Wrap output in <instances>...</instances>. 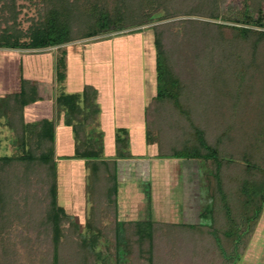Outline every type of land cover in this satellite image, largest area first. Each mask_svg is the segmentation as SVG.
<instances>
[{
  "label": "rangeland",
  "instance_id": "rangeland-1",
  "mask_svg": "<svg viewBox=\"0 0 264 264\" xmlns=\"http://www.w3.org/2000/svg\"><path fill=\"white\" fill-rule=\"evenodd\" d=\"M254 2L264 10V0H0V34L8 30L13 35L18 34L21 42H28L29 31L43 22L45 16L50 17V12L53 11L73 39L65 47L67 56L69 53L72 61L82 63L78 71L72 72L74 78L84 77L88 67H92L91 63L95 62L96 66L104 67L110 59L113 65L108 69L119 70L124 76L125 85L133 87L136 84L142 86L143 83L144 95L153 98L155 94L157 96L160 84L155 46L157 22L165 24L174 20H186L175 23L176 25H164L160 31L165 48L166 68L178 80L181 92L176 100L155 102V96L149 107L147 106V129L151 140L160 144L163 153L174 154L198 140L201 141L202 137L212 147L218 148L219 153L226 159L231 160L226 170L237 167L240 174L244 175L241 170L246 164H257L258 167L264 165V84L261 83L263 79L260 75L253 71V67L249 74L255 78L238 71V56L249 54V46L236 40L237 32L227 27L221 29L214 24L243 26L246 8L251 13L250 8ZM96 6L102 8L103 12L107 10L110 13H120L118 17L122 16V20L119 22L128 26L127 30L86 38L87 33L93 31V18L102 14L95 9ZM251 14L256 18L257 13ZM142 21H145V25L131 29L134 24ZM40 54L51 58L52 63L47 60L44 64L52 66V74L56 76L57 50L53 48L0 49V65L9 63L7 69L11 71L14 68L13 74L15 72L19 76L26 75V59ZM33 81L39 84L38 80ZM50 83L46 86L50 87ZM46 86L44 90L47 89ZM14 87L19 89L20 84ZM133 93L130 92L131 95ZM11 135V131L1 122L0 157L29 151L28 147L25 150L19 147V143ZM36 151L33 150L35 155L38 154ZM104 155L105 159H114ZM59 159L60 156H57V160ZM176 159L180 161H161L165 165L169 164L171 169L165 174L172 180L177 176L183 178L181 190L184 195L186 183L197 182L191 176L200 178L202 210L205 212L215 198L212 195L215 172L212 161ZM85 164L89 173L91 169L86 161L83 166ZM148 164L152 166L155 163L152 161ZM225 169L221 172L223 181L228 176L230 178L225 189L234 195L236 185L233 182V173H226ZM34 171H40L39 163L35 164ZM126 174L137 177L134 180L127 176V181L137 183L139 192L142 190L145 195L148 210L152 211L151 169L146 172L131 169ZM38 180L39 173H33L29 186L21 183L16 190L0 188V264H54L57 254L59 264H121L119 253L122 247L118 252L113 214L101 225L91 221L94 232H98L100 236L97 244L93 245L92 252L83 253L84 248L89 247L87 243L93 232L88 224L93 205L91 201L88 203L86 219L80 221L71 215L75 227L67 223L61 241L55 242L54 227L45 211V205L49 201L42 197L44 184ZM66 181L75 192L81 186L77 174H69ZM67 182L64 180L63 184L67 185ZM170 189L173 191L174 186H170ZM25 192H29L30 196L26 197ZM235 198L237 197H232L233 206L238 201ZM78 199L80 198H74L75 201ZM4 201H9L10 204L9 207L5 206L6 213L2 211ZM217 203L220 204L219 198ZM189 235L194 234H185L184 240ZM125 240L133 245L131 253L128 252L127 257L125 254L121 258L124 264H194L191 258L183 259L179 254L169 261L161 257L163 253H157L155 261L154 257L145 258L139 252L141 244L133 238ZM226 248L231 251V247ZM194 249L195 247L192 248ZM232 257L233 263L231 260L224 262L223 258H218L213 263L264 264V212L255 231L242 242L239 253Z\"/></svg>",
  "mask_w": 264,
  "mask_h": 264
},
{
  "label": "trees",
  "instance_id": "trees-1",
  "mask_svg": "<svg viewBox=\"0 0 264 264\" xmlns=\"http://www.w3.org/2000/svg\"><path fill=\"white\" fill-rule=\"evenodd\" d=\"M95 9L102 12V14L93 18V31L87 33L86 38H97L127 30L128 26L119 22L122 20V16L118 17L120 13H110L107 10L103 12V9L99 6H96ZM250 9L251 13H257V16L256 18L253 17L249 12V8H246V20L242 21L243 26L241 27L225 24L214 25L221 29L227 27L237 32L238 37L236 40L249 46L251 50L249 54H242L241 56L239 54L238 56V71L248 75L253 67V71L260 75L263 79L261 83L264 84V10H262V7H258L255 2ZM53 13V11L50 12V17L45 16L43 22L38 23L34 29L29 31L28 42H21L18 34L13 35L8 30L4 31L0 34V49L45 50L53 48L57 50L56 81L60 94L57 97L56 104L60 111L65 112V123L71 126L75 133L76 150L73 158L85 160L90 167L89 169H91L86 191L88 203L89 201L93 202L89 217L91 220L90 223L88 222L90 231L93 232L88 243L85 240L83 241L85 245L87 243L89 246L87 249L83 247L85 249L83 253L90 254L93 245L97 244L100 236L98 232H94L92 227L94 225H91V221L101 225L105 219L109 218L110 214H113L118 252L120 251L119 248L122 247V251L119 253L121 264H124L122 263L124 261L121 259L122 256L126 254L127 257V253L132 251L133 243L126 242L125 239L127 238H133L138 244H141L139 252H142L145 258L151 259V257H154V261L157 259V253H163L161 257L168 261L179 254L181 258L183 256V259L191 258L194 264H214L221 258L224 262L231 260L233 263L232 256L239 253L242 242L255 231L257 222L264 212V165L258 167L257 164H246L243 168L245 171L241 170L245 173L244 175L240 174V169H237V167L227 168L226 170L225 168L231 160L226 159L222 153H219L218 148L212 147L202 137L201 141L198 140L195 144L186 146L183 151L174 154L163 153L160 144L156 140H151L147 129L146 140L148 144L159 146L158 157L212 161L215 169L212 195L215 198L213 204L210 202L205 212L202 211L200 221L195 224L176 225L158 223L153 220L119 221L117 215V160L133 157L130 153V137L126 129H118L116 131V158L112 160L105 159L104 136L97 128L101 111L98 103V91L93 86H86L81 94H68L65 92L68 69L67 49L65 47L73 39L69 30ZM184 21L186 20H174L170 23L164 22L165 24L159 23L160 21L157 22L155 46L160 84L157 96L154 98L155 102L176 100L181 92L178 80L166 68L165 48L160 31L164 25L171 26ZM144 23L145 21L134 24L131 29L141 27L145 25ZM248 76L254 77L251 74ZM22 83V92L2 99L1 106L3 105L2 108H4L7 101L14 103L12 111L10 113L7 111L9 114L6 112L5 125L14 131V139L15 142L19 143V147L22 149L28 147L27 150L29 151L15 156L0 157V188L7 187V189L16 190L21 183L29 186L32 181V174L39 173L38 182L44 184L42 197L49 201L45 205V211L54 227L55 242L58 243L61 241V236L65 234L67 223L73 224L75 227V222L59 203L55 122L44 120L31 124L24 123L23 107L38 101L40 97L35 84L27 80H23ZM148 107L146 108V127ZM2 111L4 113L5 108ZM33 150H37L38 154L35 155ZM36 163H39L40 171H34ZM224 169L226 173H233V182L236 185L234 195L229 194L225 189V185H228L230 178L229 176L228 178L225 177L226 181H223L221 172ZM4 192L6 191L4 190ZM29 194V192H25L26 197ZM233 196L237 197L235 201L238 200L235 206L231 203ZM4 197H6V194ZM217 198H219V205ZM6 205L9 207V201L2 206V211L5 213L7 210ZM187 233L194 234L189 235L193 238V242H190L192 241L190 237L184 240V235ZM192 243L194 244L192 245ZM170 245H175V247H170ZM189 246L195 247V249L192 250ZM226 247H231V251H227ZM54 264H59L58 254L55 257Z\"/></svg>",
  "mask_w": 264,
  "mask_h": 264
},
{
  "label": "crops",
  "instance_id": "crops-1",
  "mask_svg": "<svg viewBox=\"0 0 264 264\" xmlns=\"http://www.w3.org/2000/svg\"><path fill=\"white\" fill-rule=\"evenodd\" d=\"M68 55L65 92L68 94H81L86 86H93L98 91V103L101 111L97 128L104 136V154L108 158H116V131L118 129H126L130 137V153L133 157L117 160L118 220L123 222L153 220L158 223L176 225L199 222L203 211L202 197L200 196L202 194L200 178L197 179V177L194 176L193 178L191 176V179L197 182L194 184L186 183L184 188L186 195H184V191L182 192L181 190L183 188V178L181 179L180 176H177L175 180H172L165 174L171 170L170 166H168L169 164L165 165L163 164L164 162H161L164 160H180L158 157L159 146L157 144H148L146 140V108L156 94L153 98H147L144 95L145 87H143V83H141L142 86H137V84L132 85L133 87L125 85L124 76L119 70L108 69V67L113 65L110 59L104 67L96 66L95 62L91 63L93 68L88 67L84 77L78 75L80 78H74L72 72L78 71L82 67V63H77L75 60L72 61L69 53ZM47 60L52 63L49 56L43 54L31 56L26 59V75L21 74L20 76L15 72L13 74L14 68L11 71L7 69L9 63L4 66L0 65V124L2 122V125L11 131V136H14V131L5 125L6 112L10 113L12 111L14 103L7 101L4 106L5 112L3 113L2 99L20 94L23 89V80L30 81L33 84H35L33 80H38L39 84L35 85L38 88L40 99L23 107V120L25 124L44 120L55 122V154L59 203L69 215L84 221L88 207L87 177L90 172L88 173L86 164L83 166L85 160L73 158L76 150L74 130L65 123V112L60 111L56 104L60 91L56 76L52 74V66L44 64ZM49 83L51 86H46ZM19 84V89L14 87V85L18 86ZM45 86L47 89L44 90ZM130 92H134L133 95ZM8 112L7 114H9ZM57 156H60L59 160H57ZM152 161L155 164L151 166L148 163ZM131 169H136L140 172H146L151 169V173H153L152 178H150L153 199L150 208L152 211L148 210L149 207L146 206L145 195L142 190L139 192L137 183L132 184V180L127 181V176L134 180L137 178L126 174ZM72 173L77 174L78 181H81V186L77 192L66 181L69 174L74 175ZM64 180L67 185L63 184ZM125 181L127 182L123 183ZM170 186L171 188L174 186L173 191ZM77 197L80 199L75 201L74 198L76 199Z\"/></svg>",
  "mask_w": 264,
  "mask_h": 264
}]
</instances>
